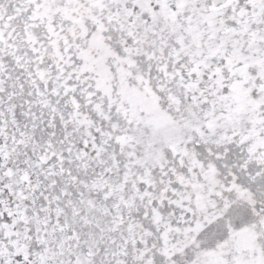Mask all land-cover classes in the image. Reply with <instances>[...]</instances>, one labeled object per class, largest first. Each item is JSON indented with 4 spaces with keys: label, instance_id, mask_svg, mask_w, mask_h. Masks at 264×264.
I'll list each match as a JSON object with an SVG mask.
<instances>
[{
    "label": "snow or ice",
    "instance_id": "obj_1",
    "mask_svg": "<svg viewBox=\"0 0 264 264\" xmlns=\"http://www.w3.org/2000/svg\"><path fill=\"white\" fill-rule=\"evenodd\" d=\"M0 264H264V0H0Z\"/></svg>",
    "mask_w": 264,
    "mask_h": 264
}]
</instances>
